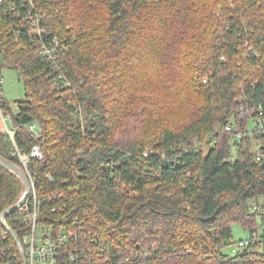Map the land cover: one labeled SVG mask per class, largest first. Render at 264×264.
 Here are the masks:
<instances>
[{
	"label": "trees",
	"instance_id": "1",
	"mask_svg": "<svg viewBox=\"0 0 264 264\" xmlns=\"http://www.w3.org/2000/svg\"><path fill=\"white\" fill-rule=\"evenodd\" d=\"M0 68L26 91L15 112L0 72V155L78 264H264V0H0ZM24 192L0 166V215Z\"/></svg>",
	"mask_w": 264,
	"mask_h": 264
},
{
	"label": "built area",
	"instance_id": "2",
	"mask_svg": "<svg viewBox=\"0 0 264 264\" xmlns=\"http://www.w3.org/2000/svg\"><path fill=\"white\" fill-rule=\"evenodd\" d=\"M47 54L51 53L49 49H46ZM3 82V80H1ZM0 112L2 113V98L0 95ZM5 122L11 121L9 116L4 117ZM29 129L37 136L41 137L42 129L37 123H33L29 126ZM231 129L230 126L227 127ZM10 130V128H9ZM237 136H241L240 132L236 133ZM32 156L39 160L43 159V153L41 148L36 145L32 150ZM26 164V161H24ZM32 182V200L24 204L23 209V222L28 226L26 232L23 233L20 238L25 252V258L27 264H78L80 260L79 255L83 254L85 250L78 248L76 234L73 231L57 228L54 225H46L40 222V209L37 199L34 183ZM247 241H241L240 247L247 244ZM17 245V243H16ZM18 252L13 255V258L7 262V264H24V258L22 251L18 247ZM79 254V255H78ZM88 258V256H87Z\"/></svg>",
	"mask_w": 264,
	"mask_h": 264
},
{
	"label": "rangeland",
	"instance_id": "3",
	"mask_svg": "<svg viewBox=\"0 0 264 264\" xmlns=\"http://www.w3.org/2000/svg\"><path fill=\"white\" fill-rule=\"evenodd\" d=\"M0 72L3 79L2 90L4 92V96L10 101L13 110L16 112L18 110L17 102L22 100L26 95L24 82L20 79L18 71L12 68H4V69L0 68ZM3 124L4 123H2V125ZM8 124L9 126H11L10 120L8 121ZM3 126H5V124ZM253 126H254L253 122L250 121L249 128L252 129ZM260 200L261 202H264V197H262ZM258 221L260 226L264 225V217L262 215L259 216ZM233 232H234L233 241L237 242V244H231L225 246L223 248V251L225 253L233 254L234 251L238 249L239 242L242 240L246 241L250 236L249 232L245 231L240 223L233 224Z\"/></svg>",
	"mask_w": 264,
	"mask_h": 264
},
{
	"label": "water",
	"instance_id": "4",
	"mask_svg": "<svg viewBox=\"0 0 264 264\" xmlns=\"http://www.w3.org/2000/svg\"><path fill=\"white\" fill-rule=\"evenodd\" d=\"M0 166H2L5 169L11 170L14 173H16L18 176H20L25 184V192L20 199V201L13 207L7 209L4 211L1 215L0 218L2 220L3 225L6 227V229L12 234L15 242L17 243L18 247L22 251V256L24 258V264H27L26 258H25V252L23 250L22 242L20 238L18 237L17 233L8 225L7 223V217L16 212L17 210L21 209L24 204L26 203L27 199L29 198L31 192H32V182L29 177V175L17 164L14 162L10 161L9 159H6L5 157L0 155Z\"/></svg>",
	"mask_w": 264,
	"mask_h": 264
}]
</instances>
